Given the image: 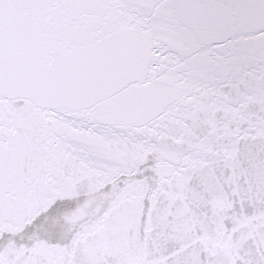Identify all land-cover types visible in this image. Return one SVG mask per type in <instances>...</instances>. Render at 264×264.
<instances>
[{
  "label": "snow or ice",
  "instance_id": "6c2138e0",
  "mask_svg": "<svg viewBox=\"0 0 264 264\" xmlns=\"http://www.w3.org/2000/svg\"><path fill=\"white\" fill-rule=\"evenodd\" d=\"M0 264H264V0H0Z\"/></svg>",
  "mask_w": 264,
  "mask_h": 264
}]
</instances>
